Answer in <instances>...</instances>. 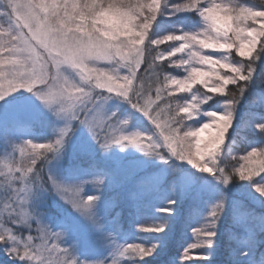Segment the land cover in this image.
<instances>
[{
    "label": "snow or ice",
    "instance_id": "1",
    "mask_svg": "<svg viewBox=\"0 0 264 264\" xmlns=\"http://www.w3.org/2000/svg\"><path fill=\"white\" fill-rule=\"evenodd\" d=\"M139 2L137 11H141L144 18L141 27L145 39L132 71L120 74L115 89L85 90L75 96V89L69 84H62L60 93L52 86L53 81L61 82V74L50 71L54 63L52 57L59 47L56 35L73 31L83 33L88 23L95 28L97 18L107 12L106 8L93 12L101 0H0V100L19 90L27 91L47 105L57 120L64 122L62 127L54 129L53 138L46 143L26 140L12 145L11 153L0 160V246L5 255L17 264H124L126 261L145 260L164 243V238L160 237L159 243H152L150 247H142L138 243L120 244L110 231L105 232L103 219L96 211L104 184L102 177L91 176L79 183L67 184L48 173V165L60 158L66 138L74 132V122L86 130L101 151L106 152L112 147L122 150L134 147L144 155L158 159H163V154L167 153L186 161L199 172L213 176L224 188L236 182L233 177L239 174L244 163L253 156L264 155V147L253 148L241 156L229 154L228 161H233L231 168L228 163L218 165L216 159L232 127L237 105L246 93L252 97L251 106L257 102L264 105V94L255 91L264 85V77L257 76L264 56V35L256 37L250 47L249 41L234 34L230 26L225 28L224 20L229 18L221 17L215 10L226 9V0H208L207 3L204 0ZM190 15L199 17V22L187 30L173 27V18ZM162 17L169 23L162 24L160 30H171L162 36L155 35L153 26ZM177 22L183 23L182 20ZM209 31L215 33V37L209 36ZM247 35L252 37L253 33L249 31ZM164 37L170 39L165 40ZM164 44L167 46L161 48ZM197 49L201 56L206 54L202 51L205 49H212L219 55L207 54L210 57L207 60L191 58L190 54ZM233 52L242 63L230 60ZM177 54L182 55L177 57ZM198 65H206L208 70H201ZM169 68H183L186 75L177 78L167 70ZM212 81H216L214 86ZM177 83L179 87H176ZM194 85H200L206 91L202 92L200 88L193 90ZM45 88L47 92L43 91ZM176 91L190 95L178 98L174 95ZM214 93H219L224 103L219 111L213 112L214 116H208L201 112V108L213 99L211 94ZM257 94L258 99H253ZM58 95H63L64 99H59ZM111 100L128 105L131 109L128 116L122 117L117 111L109 110L106 105ZM201 114L210 117V122L194 127L191 122ZM133 116L141 118L140 126L135 129L131 127ZM180 116L184 117L183 123L179 122ZM216 117H226L230 122L222 144L211 143L216 135L212 127ZM145 120L154 127H147ZM245 126L255 128L264 137V117L255 118L253 115ZM201 133H206L207 138L201 139ZM26 156L31 159L22 163ZM237 161L243 163L237 164ZM260 174L264 171L259 173V179L254 183L252 178H240L239 182L249 186L264 203V175ZM85 185H91L92 194L82 195ZM51 193L66 205H71L98 234L102 246L110 249L103 260L80 259L75 254V243L69 247L61 246L72 225L65 220L59 225L62 231H53L50 227L47 222L50 218L40 209L44 206L46 194ZM226 199L220 193L218 201L209 208L204 223L193 229L194 241L180 253V264L192 260L189 253L193 249L210 253ZM175 203V200H170L166 209L158 211L171 215L170 209ZM244 217H251L264 226V217L241 213L237 219ZM165 227L166 224L158 223L140 226L137 231L159 234ZM248 244L250 251L253 246L251 234ZM249 251H240L238 255L248 257ZM207 260L208 255H198L196 259L201 262Z\"/></svg>",
    "mask_w": 264,
    "mask_h": 264
},
{
    "label": "trees",
    "instance_id": "2",
    "mask_svg": "<svg viewBox=\"0 0 264 264\" xmlns=\"http://www.w3.org/2000/svg\"><path fill=\"white\" fill-rule=\"evenodd\" d=\"M204 2L207 3L206 1ZM178 20H182L183 23H178ZM198 22L199 17L195 15L181 16L178 18H173L171 21L173 27L184 28L185 30L197 24ZM168 23L169 21L165 20L163 17L160 18L157 24L153 26V33L160 36L166 34V32L170 31L171 29H160L162 24ZM166 46L167 44H164L160 47L164 48ZM166 63L167 61H165V64ZM260 63L261 66L257 69V76L264 77V56H262ZM167 70L171 74L175 73L176 71L175 68H169ZM228 87L232 86L229 85ZM255 91L257 93L264 94V85H261ZM251 99L252 97L246 93L245 98H242L240 104L237 105V109L234 114L235 121L233 128L228 133L224 144L226 147L222 149V157H220L217 162V164L220 166H224L227 163L228 160L226 159V161H223V158L227 152L230 151V149L233 150V154L239 155L251 147L264 146V137H262L261 134L256 130H252L251 126H245V122L251 119L253 115L255 118L264 117V105H261L257 102L255 105L251 106ZM253 99H258V94L257 97H253ZM221 101L222 100L219 99L216 102L220 103ZM204 106L208 109L214 108L215 102L206 103ZM127 111L130 113L131 109L125 104V107H123L119 113L124 112L128 114ZM134 117L138 118L137 122L132 123L131 121V127L135 129L136 125L137 127L140 126L141 118L139 116H133L131 120ZM144 123L149 128L154 127L146 120ZM54 124L55 120L53 117H44L39 118V121L25 125L27 126L25 129L32 139L43 140V138H45L43 137L44 135L50 136L48 135V132L53 130ZM9 128H13L15 130L18 129L14 128L13 125H10ZM22 132L25 131L22 130ZM4 134L5 133L1 134L0 132V157H3L2 153H4V142L10 140L7 136H4ZM22 135L24 134H17V137L19 136V138H23ZM99 154L100 153H96L97 159L100 157L98 156ZM73 155L74 154L69 152L67 148L62 154V168L60 172L65 178H72L73 174L78 173L77 171L81 166H85L86 164L94 166L93 161H88V158L82 157V154H76L75 156ZM163 157V159H158L154 156H146L140 151H137L135 154L130 155L128 159L125 160L126 163H128V160H131L129 158H133L139 161L140 164L141 170H137L138 173L136 174L138 175L133 178V182L130 183L128 187V191H130V193L133 191L131 193L133 196L135 195L134 190H136L140 195L145 193L147 194L148 191H146L145 186H141V183H149L146 177L150 174V172H154L161 167L163 168V166H168V173L160 184L155 185V187H157L151 192L150 197H152L153 194H156V196H159L160 194H168V192H170L173 188L178 187L181 182L189 181V183H191V187H188L189 190L187 192V196L178 215L176 221L177 224L169 235L168 241L166 240L167 243H163V249L154 254V256L146 257L142 264H180V253L185 247L188 246V241H192L193 239L192 236V238L188 240L187 233L193 228L195 229L196 224L193 223H197L199 221L198 215H200L202 212L204 213V209H201V207L206 205V203H208L209 206L211 204L214 205L218 201L220 193H223L227 197L225 200V208L221 215L222 220H220L225 233L219 237L220 247H218L215 253L216 256L211 257L208 254V260L200 264H264V226L260 225L259 222L252 220L251 217L237 219L241 213H251L256 217H264V204L257 203L256 198L251 193L250 187L242 183L236 184V182H233L227 188H224L222 185L218 184L215 179L206 180V176H202L201 173L189 169L183 161L177 158L175 159L167 153H164ZM99 162L100 161L98 160L95 164L96 167H99ZM47 171L49 174H51L49 165ZM45 175H47V173H45ZM200 183H208L215 189L212 192L207 190L202 191ZM131 194H129V196H131ZM57 200V197H55L53 193L46 194L44 206L40 210L44 211L50 218L48 221H52L58 216L59 210L57 208L62 202H58ZM150 201L147 202L144 200L141 205L143 207V212L141 211L136 213L131 208V199L128 198L127 195H121L119 204L108 212L109 215L107 216V220L111 219L114 222V218H116L114 223L120 229L119 233L121 234L122 240L124 239L131 241L132 238L130 231L135 227H140L143 224L148 223L151 216L150 214L155 207V204ZM32 234L35 235L36 233L33 232ZM250 234L252 237L253 246L249 251L248 241ZM24 235H28V232L25 231ZM229 239L234 240L233 242L235 243H228L230 242L228 241ZM235 247L238 249V253L240 251H249V256L246 257L244 261L237 260L230 262L228 260L230 259V251ZM0 264H17V262L11 261L6 256H4L3 253H0ZM124 264H128V262Z\"/></svg>",
    "mask_w": 264,
    "mask_h": 264
},
{
    "label": "rangeland",
    "instance_id": "3",
    "mask_svg": "<svg viewBox=\"0 0 264 264\" xmlns=\"http://www.w3.org/2000/svg\"><path fill=\"white\" fill-rule=\"evenodd\" d=\"M208 2V0H204ZM171 43V42H168ZM206 54H210L213 56L219 55V53L214 52L212 49H205L202 50ZM182 54H177V57ZM233 56H235V53L233 52ZM173 59H176V57H173ZM236 59H241L240 57H236ZM198 68L201 70H208L206 65H198ZM175 73L173 75L177 76V78H183L186 73L183 71V68L176 69L175 68ZM224 71V70H221ZM195 88H200L202 92L206 91L202 86L200 85H194L193 90ZM176 97H184L190 95V93H184V92H179L176 91L174 93ZM213 95V99L209 100L207 103L210 102H215L214 108L208 109L207 107L205 108V104L201 108L202 113H208V112H217L220 110V105L224 103L223 97L219 93H214L211 94ZM222 100L220 103L216 102L217 100ZM106 107L109 110H115L118 112L119 115L122 117L128 116V111L126 113L122 112L119 113V111L125 107V104L121 103L118 100H111L108 102V105ZM44 117H49V118H54L55 124L53 126V130L51 132H48V135L50 136H43L45 138L42 139H32L29 135L28 132H26V127L25 125H28L29 123H33L35 121H39V118H44ZM132 123L137 122L138 118L134 117L132 120ZM235 121V116L233 120V124L231 129L233 128ZM210 122V117H208L205 114L199 115L195 121L191 122L194 127H200L203 125V123ZM63 121L57 120L55 116L52 115V113L48 110H46L41 102L33 96L31 93L24 91V90H19L15 93L10 94L8 97H6L3 100H0V132L5 133L4 136H7L10 140L7 142H4V153H2L3 157L1 156L0 159H3L4 157L8 156L11 151H12V145H19L22 141H32L34 143H46L47 141L51 140L54 136V129H57L59 127L63 126ZM10 125H13L14 128H18L17 130L13 128H9ZM74 129V134H70L69 138H66V143L65 146L62 150L61 156L58 160L52 161L49 164L50 167V173L54 175L57 180L67 183V184H74V183H79L83 179H87L91 176H99L104 179V184L103 187L99 193V201L97 203V208L96 211L99 216L102 217L103 222L105 224V232H111L112 236L115 238L117 243H124V244H131V243H138L141 244L142 247H150L152 243H159L158 239L160 240V237L164 238V243H167L168 237L173 231L174 227L176 226V221L178 218V215L180 213V210L182 208V205L185 201V198L187 196V192L189 190L188 187H191V183L188 182H181L178 187L173 188L168 194H160L159 196L156 194H153L151 196V192L157 187H155L156 184H160L163 178L167 175L168 173V166H163V168L155 170L154 172H150V174L146 177V179L149 181V183H141V186H145L147 194H138L136 190L135 195L133 196L130 191H128V187L130 183L133 182V178L137 176L138 173L137 170L140 169V164L139 161L129 158L131 160H128V163H126L125 160L128 159L130 155L135 154L138 150L134 147H129L121 151L118 147H112L108 151L104 152L101 151L95 143L91 140L89 135L87 134L86 130H84L82 127H79L78 125L75 124V122L72 125ZM135 127V126H134ZM137 127V125H136ZM135 127V128H136ZM138 128V127H137ZM134 129V128H133ZM230 129V130H231ZM255 130V128L252 127V130ZM25 131V132H22ZM229 130V131H230ZM6 131V132H4ZM16 131V132H15ZM23 133L24 135L23 138L17 137V134ZM207 134L206 133H201V139H206ZM226 147L224 144L221 146L219 155L216 157L217 162L218 159L221 156V151L222 149ZM264 146H257L253 148H261ZM68 149L69 152L74 154H82V157L88 158L89 160H92L94 163V166L86 164L85 166H81L79 170L77 171L78 173L73 174L72 178L69 177H63L61 175V160H62V154L65 149ZM252 147L248 150H246L242 154H233V150L230 149L229 152L224 156L223 161L226 159L228 160L229 154L235 155V156H241L246 154L247 151H250L253 149ZM42 151V150H41ZM231 152V153H230ZM96 153H100L97 159ZM86 155V156H85ZM175 158V157H173ZM176 159V158H175ZM99 162V167H96L95 164L97 161ZM186 166L194 170L196 172H199L198 170L194 169L191 165H189L186 161H183ZM230 163H233L231 160H229ZM240 163H243V161H240ZM239 166V165H237ZM49 170V169H48ZM141 170V169H140ZM231 170V169H230ZM141 172V171H139ZM201 173V172H199ZM202 176H206V180H211L214 179L213 176H210L205 173H201ZM264 175V174H260ZM185 178V177H184ZM252 179L255 180L259 179V175L253 176ZM207 182V181H206ZM244 184L243 182L236 181V184ZM205 184V185H203ZM200 183V187L202 191H209L212 192L215 188L210 186L208 183ZM142 190V189H141ZM143 191V190H142ZM144 192V191H143ZM252 193V192H251ZM54 194V193H53ZM92 194L91 192V185H85L84 191L82 195L87 196ZM131 194V196H129ZM254 197L256 198L257 203H261L260 199L255 196L254 193H252ZM127 195L128 198L131 199V208L133 209L134 212L139 213L143 212V207L141 206L143 201L146 200L147 202H152L155 204L154 209L151 212L150 219L147 224H143L142 226L147 227L151 224H158V223H163L166 224L165 230L162 233H140L137 231V228H133V230L130 231L131 238L132 240H122L121 239V234L119 233L120 229L116 226V224L113 222V220H107V216L109 215V211L114 209L118 204L120 200V196ZM55 197H57L54 194ZM150 197V199H149ZM46 198V196H45ZM147 198V199H146ZM57 201L60 202L61 200L59 197H57ZM170 200H175L176 203L171 207V215H166L164 212L158 211V209H166L168 207V201ZM57 208L59 210L58 216L55 217L54 220L52 221H47L49 222L50 227L52 228L53 231H62L63 229L59 227L60 223L67 220L68 223L72 225V230L67 232L65 234V243L61 245L62 247H69L73 243L76 244V250L75 254L83 260H103L105 256L108 255L110 249L102 246V243L98 240V234L90 227V225L82 218L80 217L75 211H73L68 205H66L63 201ZM264 204V203H262ZM213 205V204H211ZM209 206L208 203L206 205L202 206L201 209H204V213L202 212L200 215H198L199 221L196 224V227H200L205 220V217L207 216V213L209 211ZM222 215V214H221ZM222 220V217L221 219ZM217 222V234L215 237V240L212 245V249L210 250V253H205L203 250L199 249H193L190 251L189 255L192 257L191 261H185L184 264H200L203 263L201 261H196L198 255H210L211 257L216 256V251L218 247H220V242H219V237L222 235L224 232V229L222 228V222ZM195 227V228H196ZM192 228V227H191ZM194 229V228H193ZM192 230H190L187 234L188 240L192 238ZM27 236V235H26ZM157 238V239H156ZM167 240V241H166ZM127 241V242H126ZM194 238L192 241H188L187 245H190L193 243ZM228 243H235L233 242L234 240L229 239ZM163 249V244L157 248V250L151 255L154 256L158 251ZM230 259H228L230 262L232 261H244L246 257H242L238 255V249L232 248L230 251ZM0 253H3L4 256H6L8 259L9 257L5 255L4 249L2 246H0ZM150 257V256H149ZM103 258V259H102ZM14 261V260H11ZM180 261V258H179ZM128 264H142L143 261H126L124 263Z\"/></svg>",
    "mask_w": 264,
    "mask_h": 264
},
{
    "label": "clouds",
    "instance_id": "4",
    "mask_svg": "<svg viewBox=\"0 0 264 264\" xmlns=\"http://www.w3.org/2000/svg\"><path fill=\"white\" fill-rule=\"evenodd\" d=\"M226 3L228 5L226 9L215 11L219 12L221 17H228L229 19L224 20L225 28L230 26L232 32L239 35L242 40L249 41L251 47L256 37L264 35V11L254 10L264 9V0H226ZM105 8L107 12L104 16L97 18L95 28L88 23L86 28L85 25H81V28H85L83 33L73 31L56 35L59 47L56 55L52 57L54 63L50 71L53 74H61L62 83L53 81L52 84L57 88L58 93H60L62 84H69L73 87L75 96H79L85 90L115 89L116 80L120 78V74L125 71L131 72L135 66L137 55L142 51L145 39L141 27L144 18L141 11H137L140 8L139 0H101V3L93 8V12ZM88 14L92 15V13ZM249 31L253 33L252 37L247 35ZM208 35L215 37V33L211 31ZM231 35L230 33V38ZM164 39L170 38L164 37ZM233 43L235 44V41ZM190 57L206 60L210 58L207 54L201 56L199 49L191 53ZM236 57L238 56L232 55L230 60L233 63H242ZM183 62L187 63V61ZM193 70H195V65H193ZM215 84L216 81H212V85ZM176 87H179V83ZM47 90L45 88L43 91L47 92ZM58 98L64 99L63 95H58ZM41 104L50 111L47 105L42 102ZM207 115L214 116L215 114L208 112ZM183 119L184 117L180 116L179 122L183 123ZM229 126L230 122L226 117H216L212 124L216 135L211 143L222 144ZM29 159H31L30 156L24 157L22 163ZM227 163L230 168L233 167L232 163L229 161ZM236 163L240 164V161ZM261 171H264V155L253 156L249 162L242 165L239 174L233 178L236 181L240 178L251 179L259 175ZM68 206L75 211L71 205Z\"/></svg>",
    "mask_w": 264,
    "mask_h": 264
}]
</instances>
